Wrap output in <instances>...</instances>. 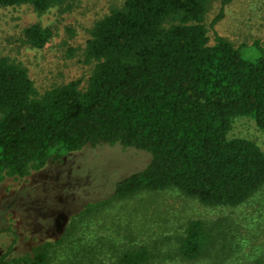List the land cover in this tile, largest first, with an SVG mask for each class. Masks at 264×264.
Wrapping results in <instances>:
<instances>
[{
    "label": "trees",
    "instance_id": "1",
    "mask_svg": "<svg viewBox=\"0 0 264 264\" xmlns=\"http://www.w3.org/2000/svg\"><path fill=\"white\" fill-rule=\"evenodd\" d=\"M73 1L0 0V7L29 4L42 14L70 11ZM212 1L125 0L112 8L89 30L85 59L95 66L86 82L41 92L26 66L0 54V174L24 177L66 151L120 143L152 158L118 182L117 202L173 189L214 208L252 202L264 188V150L230 132L238 117H252L264 131V52L249 60L224 37L212 44L205 24ZM231 2L222 0L212 26ZM53 35L36 22L21 41L43 49ZM140 204L110 217L107 227L79 217L17 263L264 264L263 243L251 261L234 258L264 232V208L237 239L222 231L225 219L154 229L146 223L152 212Z\"/></svg>",
    "mask_w": 264,
    "mask_h": 264
},
{
    "label": "rangeland",
    "instance_id": "2",
    "mask_svg": "<svg viewBox=\"0 0 264 264\" xmlns=\"http://www.w3.org/2000/svg\"><path fill=\"white\" fill-rule=\"evenodd\" d=\"M124 1L74 0L70 11L54 7L42 14L29 4L2 6L0 54L26 66L41 92L73 79L86 82L95 66V62L85 59L89 30ZM221 5L222 0H213L207 13L205 24L210 42L214 44L217 36L224 37L245 58L256 59L264 52V0H233L225 7L223 18L212 26ZM36 22L50 26L54 33L43 49L28 48L21 41L24 28ZM230 137L251 139L264 150V131L252 117L236 118ZM151 158L144 150L120 143H100L52 157L44 167L33 169L24 177L0 174V263L4 259L8 264H20L18 259L32 255L44 242L56 241L79 217H86L83 225L91 224V228H97L99 223L107 227L110 217L118 212H132L142 201L152 212L147 226L154 229L165 224L182 227L191 219H225L222 231L240 239L242 232L254 227L252 218L264 208V188L252 202L238 207L205 206L174 189L143 192L127 201H115L118 182L145 169ZM99 231L110 232L107 228ZM257 237L255 245L248 244L234 258L251 261L264 244V232L259 231ZM225 262L230 264L231 259Z\"/></svg>",
    "mask_w": 264,
    "mask_h": 264
}]
</instances>
